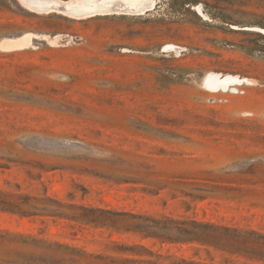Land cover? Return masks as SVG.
I'll list each match as a JSON object with an SVG mask.
<instances>
[{"label":"rangeland","instance_id":"374dc122","mask_svg":"<svg viewBox=\"0 0 264 264\" xmlns=\"http://www.w3.org/2000/svg\"><path fill=\"white\" fill-rule=\"evenodd\" d=\"M25 34L28 45L8 47ZM210 72L255 81L215 92L204 86ZM16 183L66 202L264 232V0H156L142 15L84 19L0 0V187ZM0 228L107 254L121 237L2 211ZM143 243L210 257L197 243Z\"/></svg>","mask_w":264,"mask_h":264},{"label":"trees","instance_id":"16d2710c","mask_svg":"<svg viewBox=\"0 0 264 264\" xmlns=\"http://www.w3.org/2000/svg\"><path fill=\"white\" fill-rule=\"evenodd\" d=\"M0 187V211L24 217L51 216L110 230L114 254L90 252L33 232L0 228V264H223L214 253L264 262V232L224 223L168 214H154L112 207L66 202L48 194ZM139 237L128 240L122 235ZM157 239L164 243H197L210 255L195 259L164 255L143 243ZM200 250V248H198ZM214 254V255H213ZM229 257L225 256V262Z\"/></svg>","mask_w":264,"mask_h":264},{"label":"bare ground","instance_id":"6f19581e","mask_svg":"<svg viewBox=\"0 0 264 264\" xmlns=\"http://www.w3.org/2000/svg\"><path fill=\"white\" fill-rule=\"evenodd\" d=\"M21 3L39 14L58 13L71 18L84 19L98 15H142L155 7L156 0H20ZM31 34L13 39L8 47H22L31 41ZM54 37L52 40H56ZM45 41V40H43ZM47 42V41H46ZM53 44V43H52ZM57 44V43H54ZM60 44V43H58ZM61 45V44H60ZM3 46V45H2ZM7 48V46H3ZM165 48L181 50L180 46L167 44ZM253 78L236 74L210 72L204 78V86L211 91L239 89L240 85L253 84Z\"/></svg>","mask_w":264,"mask_h":264},{"label":"built area","instance_id":"2783aa9c","mask_svg":"<svg viewBox=\"0 0 264 264\" xmlns=\"http://www.w3.org/2000/svg\"><path fill=\"white\" fill-rule=\"evenodd\" d=\"M227 47H228L229 49H234V48H235V45H234V44H228ZM219 91H221V90H219ZM222 91H224V90H222ZM226 91L236 92V93H237V92H239L240 90L237 89V88H234V89L229 88V89L226 90ZM226 91H225V92H226Z\"/></svg>","mask_w":264,"mask_h":264},{"label":"flooded vegetation","instance_id":"af4514ba","mask_svg":"<svg viewBox=\"0 0 264 264\" xmlns=\"http://www.w3.org/2000/svg\"><path fill=\"white\" fill-rule=\"evenodd\" d=\"M215 92H217V91H215Z\"/></svg>","mask_w":264,"mask_h":264}]
</instances>
